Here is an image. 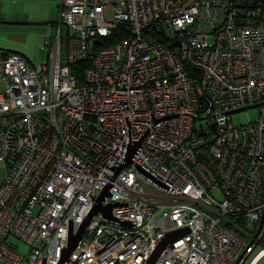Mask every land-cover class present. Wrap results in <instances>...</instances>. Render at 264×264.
Instances as JSON below:
<instances>
[{
  "label": "built area",
  "instance_id": "built-area-1",
  "mask_svg": "<svg viewBox=\"0 0 264 264\" xmlns=\"http://www.w3.org/2000/svg\"><path fill=\"white\" fill-rule=\"evenodd\" d=\"M13 1L59 20L42 62L0 51V264L85 223L61 264L263 259L264 0Z\"/></svg>",
  "mask_w": 264,
  "mask_h": 264
},
{
  "label": "rangeland",
  "instance_id": "rangeland-1",
  "mask_svg": "<svg viewBox=\"0 0 264 264\" xmlns=\"http://www.w3.org/2000/svg\"><path fill=\"white\" fill-rule=\"evenodd\" d=\"M58 3L0 0V51H10L42 62L55 41L56 23L59 20ZM245 114L251 122L258 115L256 109L234 113L231 115L232 123L241 125ZM263 245L264 238L258 249ZM15 251L24 255L28 248L17 243ZM260 264H264V259Z\"/></svg>",
  "mask_w": 264,
  "mask_h": 264
},
{
  "label": "water",
  "instance_id": "water-1",
  "mask_svg": "<svg viewBox=\"0 0 264 264\" xmlns=\"http://www.w3.org/2000/svg\"><path fill=\"white\" fill-rule=\"evenodd\" d=\"M101 200H102V197H101L100 201L97 203V205L94 208V210L92 211L91 216H93L94 214H96L97 212H99V210H100L99 204H100ZM104 215H105L106 218H109V215L108 214H104ZM85 225H86V223L81 227V229L76 234V236H70L69 237L68 244H67V248H66V250L64 252V255H63V258H62L61 263L68 257V255H70V253L72 252V250L76 247L77 243L80 241V239L82 237V233H83V230H84ZM261 225H264V221L262 222ZM167 241H168V239H166L162 244H160L158 246V248L156 249V251L154 252V254L151 256L148 264H153L154 263V261L156 260L157 256L159 255V253L161 252V250L166 245Z\"/></svg>",
  "mask_w": 264,
  "mask_h": 264
},
{
  "label": "crops",
  "instance_id": "crops-1",
  "mask_svg": "<svg viewBox=\"0 0 264 264\" xmlns=\"http://www.w3.org/2000/svg\"><path fill=\"white\" fill-rule=\"evenodd\" d=\"M24 58H25L27 61H29L28 63H30V64H32L33 62H36V61H33L32 58L29 59V58H27L26 56H24ZM263 259H264V258H263ZM263 259H261V260H263ZM261 260H260L259 262H257V264H260Z\"/></svg>",
  "mask_w": 264,
  "mask_h": 264
},
{
  "label": "trees",
  "instance_id": "trees-1",
  "mask_svg": "<svg viewBox=\"0 0 264 264\" xmlns=\"http://www.w3.org/2000/svg\"><path fill=\"white\" fill-rule=\"evenodd\" d=\"M6 52H9V53H13V52H10V51H6ZM14 54H17V53H14ZM18 55H20V54H18ZM20 56H22V55H20ZM24 57V56H23ZM84 65H80V66H78L77 68H78V70L80 71V69H82L81 67H83Z\"/></svg>",
  "mask_w": 264,
  "mask_h": 264
}]
</instances>
